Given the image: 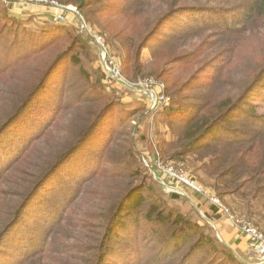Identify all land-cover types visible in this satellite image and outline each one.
Returning <instances> with one entry per match:
<instances>
[{"label":"rangeland","instance_id":"rangeland-1","mask_svg":"<svg viewBox=\"0 0 264 264\" xmlns=\"http://www.w3.org/2000/svg\"><path fill=\"white\" fill-rule=\"evenodd\" d=\"M56 1L61 5L71 6L75 10V12L67 14L68 21L63 25V27H68L70 30L67 33L62 32L57 40H53L55 43L43 52L35 54L24 62L21 61L16 73L19 79L12 78L10 75L7 80H5L6 76L0 77V124L3 123L1 119L8 111L9 113L14 111L15 114L19 111L23 104V96L27 92L25 91L26 88H32L31 85L36 77L29 74L28 68L33 69L38 62H47L57 54L63 55L77 35L82 38L84 48L78 46L72 54L69 53L68 58L53 74L46 87L51 88L52 84L59 79L58 84H61V88L66 87L65 91L63 90V103L83 106L80 111L75 109L66 110L53 128L49 129L46 135L31 148L29 154L17 164L15 170L7 171L5 177L0 181V230L8 223L12 213L21 204L30 188L35 186L32 184L38 180V177L45 171L51 170V166L56 165L81 139L84 131L91 124L90 120L92 121L87 113L98 111L100 106L98 103V108H93L92 104L86 101L98 98L100 99L98 102H101L102 105L107 103H112V105L90 137L91 139L89 138L90 142L92 144L97 143L98 137H104L113 120L117 124L121 119V123L119 122L116 129H127V133L131 130L128 136L133 141L137 160L150 180L146 187V194L148 195L150 192V195L153 196L145 203V210L141 213L142 217L146 216L151 205H158L162 208L165 206L168 212L173 211L174 214H181L189 219L193 218L200 225L207 226L209 229L213 228L214 231L215 218H221L219 214V216L213 214L210 208L211 202L206 197L197 193L200 196L197 198L196 192L191 188L177 185L171 177L158 170L156 166L158 163H162L163 165L172 166L176 171L184 170L187 176L197 183L207 195L216 196L238 219L249 221L258 226L264 235V224L259 223L254 218H248L247 214L244 213V200L237 196L222 197L212 190L210 180L201 172H197L200 164L197 162L196 156H192L191 159L188 158L187 160L185 158V161L172 158L177 143L176 133L181 126L171 122V120L174 121V116H168L167 112L151 111L147 96L137 93L129 86H133L140 81L154 80L164 84L168 89L167 95L169 97L171 95L168 91L171 89L170 92L173 93L174 88H172L167 76L164 75L161 77L146 75L136 79L133 74L127 73L124 70V63L128 55H124L122 48V46L126 47L137 43L140 32L147 31L148 33L164 15L174 11L175 15L163 24L153 37L147 39L148 34L146 32L142 34L141 45L145 46L142 62L145 67L154 70V64L161 66L166 59L176 58L178 62L175 66L177 68L173 72L178 71L176 80L178 85H182L190 77L198 76H200V80L208 82L215 75L213 71L215 65L225 63L230 57L233 62L231 66L224 70V83L220 87L218 85L216 87L218 92L229 97H235L245 89L247 85L246 76L254 70L256 71V68L258 70L261 64L264 63V23L247 31H245L246 28L241 26L239 28L240 32H238V27H236L232 29V34L221 33L219 30H215L217 31L215 34L210 31L201 33L204 28L194 25L191 30L196 34H187L181 38L172 37V39H169L165 36L176 35L182 23L189 21L185 11H196L207 6L209 8L206 7L207 9L203 11L217 12L221 16L229 15L230 9L240 7L242 0H89V4L85 9H80L74 3H65L64 1L67 0ZM1 4L0 29L5 21L10 19L8 31L9 33L12 32L6 48H14V46L23 48L22 55L37 49L38 45H35L41 40L42 33L56 30V27L62 28V26L51 22L52 11L45 8L31 7L22 4L20 1L12 3V5ZM213 19L217 20L215 17ZM12 24L15 25L17 31H13ZM105 54L106 56H104ZM72 55H77L80 58L83 75L80 74L79 67L70 66L69 59ZM184 56L187 58H184ZM109 61H112L113 66L120 70L121 77L127 85L117 84L111 79L112 77L108 71V68L110 69ZM21 70L24 72H20ZM64 71L67 75L66 79H63ZM156 73L160 75L158 71ZM207 89H203V93H206ZM49 91L53 92V88ZM190 91H194V88ZM82 96L83 98H81ZM181 96L179 95L175 99L170 97L171 103L169 106L172 103H179ZM38 99H36L37 104L45 103L44 97ZM257 101L254 100L255 103ZM258 103L260 105L257 109L259 115H264V103L261 99ZM30 109H37L35 108V102ZM21 124L22 122H16L15 125ZM23 131L20 133H23ZM15 132L9 129L5 134V138L8 136L14 137ZM25 135H28V131L25 132ZM120 138L122 141L117 146L112 147L110 151L111 155L121 159L120 164L111 160L108 161V157L101 158L100 166L104 167L101 172L104 171V173L91 184L88 194L81 200L79 199L78 204L75 205L76 207L72 209L69 218L71 223L65 227L61 226L59 228L57 226L54 229L55 233L52 237H56V241L49 246L50 249L47 252L49 255L44 253L32 264H88L83 262L86 261L88 255L93 256L94 254L104 253L101 238L107 226L108 213L100 195L103 194L107 197L112 189H124L131 174L126 160L128 156L131 158V155L123 147L127 134L122 135ZM32 139L29 134L27 141L30 142ZM1 142L2 136L0 137V144ZM126 145L130 147L128 143ZM88 150L85 143L79 152L68 156L56 172V179H53L55 183L68 180V174L73 175L75 173L71 172L70 168L79 165V157H84ZM80 171L81 169L76 173ZM46 185L44 190L40 191L37 197L29 203L30 207H28L25 216V219L29 222L33 220L34 214H36V201L38 202L47 197L48 192L45 187L52 190L48 183ZM150 187H152V191L148 190ZM172 195H178L179 198H172ZM112 197L111 193L110 198ZM79 218L81 219L80 226L75 225ZM209 219L210 221H208ZM224 219L228 220L227 218ZM26 225L20 222L11 235L6 237L5 246L0 248L2 252L0 254L2 263L0 264L11 263L8 262V259L12 257L13 246L21 239L18 234ZM162 229L154 235L155 241L152 245L147 247L150 242L146 241L147 258H151L154 253L159 252L158 250L154 251L153 247L158 239H164V230L167 229L164 226ZM152 231L153 226L151 224L141 222V232H139L138 237H151L153 235ZM23 235L24 233H22V237ZM125 241H128L127 237ZM220 241L223 243L222 240ZM161 242L164 243V241ZM183 251H187V248L177 254L172 261L178 263ZM56 252L57 254L54 256ZM117 254L116 251V254L108 262H116L118 260ZM248 254L250 262L248 260L246 264L259 263L258 255L257 257L254 252ZM45 255L47 257H44ZM198 259H202V264H206L211 260L207 255H200ZM168 260H171V258L168 257ZM240 261L242 260L240 259ZM148 263H151V261L148 260ZM216 263L218 262H212V264ZM94 264H96V260Z\"/></svg>","mask_w":264,"mask_h":264},{"label":"trees","instance_id":"trees-1","mask_svg":"<svg viewBox=\"0 0 264 264\" xmlns=\"http://www.w3.org/2000/svg\"><path fill=\"white\" fill-rule=\"evenodd\" d=\"M88 1L67 0L64 2L74 3L80 9H85L89 4ZM206 7L196 11H185L189 21L182 23L176 35L165 37L172 39V37L181 38L187 34H196L191 30L194 25L204 28L201 33L210 31L215 34L217 32L215 30H219L221 33L232 34V29L236 27L240 32L241 26L247 31L264 23V0H242L240 7L230 9V14L223 16L217 12L203 11L209 8ZM174 15V11L167 13L151 31L148 33L145 31L148 34L147 39L153 37L160 27ZM214 17L217 20H214ZM9 22L10 19L6 20L0 29V40H3L0 41V77L6 76L5 80L8 79L9 75L19 79L16 73L21 61L24 62L35 54L43 52L55 43L53 40H57L62 32L67 33L70 30L64 26L61 29L56 27L57 31H45L42 33L41 40L35 45H38L37 49L22 55L23 48L15 46L14 48H6L12 33L8 31ZM12 29L17 31L14 24H12ZM145 32H140L137 43L126 47L122 46L124 55H128L124 63V70L133 74L136 79L146 75L167 76L172 88H174L173 93L170 92L171 89L168 91L170 97L175 99V97L182 95L179 103H172L171 106L158 111V113L167 112L168 116H174V121L171 120V122L181 126L176 133L177 143L172 158L185 161V158L187 160L196 156L197 162L200 164L197 172H201L210 180L212 190L222 197L237 196L241 198L244 200V213L247 214L248 218H254L259 223L264 224V115H259L257 110L260 106L259 100L261 99L264 103V63L258 70L256 68V71L254 70L246 76L247 85L245 89L235 97H229L218 92L216 87L217 85L220 87L224 83V70L233 62L230 57L225 63L215 65L213 68L215 75L208 82L200 80V76H198L190 77L188 81L178 85L176 83L178 71L173 72L177 68L175 66L178 62L176 58L166 59L161 66L154 64V70L147 69L143 64L145 46L141 45V40L142 34ZM12 41L15 42L16 40ZM83 44L82 38L77 35L63 55L57 54L54 58L52 57L53 59L42 62L44 63L43 66L42 63L38 62L35 68H28L29 74L36 77L31 85L32 88H26L25 91L27 92L23 96V104L19 111L16 114L14 111L11 113L8 111L1 119L3 123L0 124V137L2 136L0 181L5 177L7 171L15 170L17 164L29 154L31 148L46 135L48 130L53 128L66 110H82L83 105L63 103V93L66 87L61 88V84H58L59 79L51 86L53 92L49 91L51 88L46 87V85L60 65L68 58L69 53L72 54L78 46L84 48ZM146 48L148 47L146 46ZM184 58L187 57L184 56ZM79 59L77 55H72L69 62L71 67H79L80 74L83 75V68L80 66ZM157 71L160 75L156 73ZM20 72L24 71L21 70ZM64 74L63 79H66L65 71ZM192 88L194 91H190ZM205 88L208 89L206 93H203L202 90ZM36 97L39 99L44 97L45 103L37 104ZM99 100L95 98L86 101L91 103L93 108H98L100 104L98 111L87 113V116L92 119V121L90 120L91 124L89 123L90 126H87L88 128L84 131L81 139L66 156L61 158L56 165L51 166V170L45 171L38 177V180L32 184L35 186L30 188L21 204L12 213L8 223L0 230V248H3L7 240L6 237L11 235L19 223L27 224L19 232L18 235L21 239L13 246L12 259L9 258L8 262H11L10 264H32L44 253L47 254L50 249L49 246L56 241V237H52L55 233L54 229L57 226L59 228L65 227L71 223L69 218L72 209L76 207L79 199L81 200L88 194L91 184L104 173V171L101 172L104 168L100 166L101 158L108 157V161L111 160L120 164L121 159L111 155L110 151L112 147L117 146L122 141L120 137L127 134L123 147L131 155V158L128 156L126 159L131 174L126 187L119 190L112 189L107 197L103 194L100 195L108 213L107 226L101 238L104 253L93 256L90 254L83 262L90 264L92 260H96V264H202V259H198V257L207 255L211 260L206 264H212L213 261H217L216 264H246L244 260L240 261L226 244L219 242L213 228L209 229L207 226H202L193 218L189 219L187 216L174 214L173 211L168 212L165 206L162 208L158 205H151L146 216L142 217L141 213L145 210V203L153 196L150 195V192L148 195L146 194V187L150 180L137 160L133 141L128 136L131 130L127 133V129H116L121 119L119 122L117 121V124L113 120L104 137H98L97 143L92 144L90 142V137L112 105V103L102 105L101 102H98ZM254 100L258 101L255 103ZM34 102L37 109L31 110ZM16 122H22V124L15 125ZM9 129L16 131L15 136L5 138ZM22 130H24L23 133H20ZM26 131L33 138L30 142L27 141ZM85 143L89 149L87 154L84 157H79V165L70 168L71 172L75 173L73 175L68 174V180L55 183L53 179L57 175V170L64 164L68 156L79 152ZM126 143L130 144V147H127ZM79 169L81 171L76 173ZM46 183L49 184L53 192L50 188L45 187L48 192L47 197L36 201V214H34L33 220L29 222L25 219L28 207H30L29 203L37 197L40 191L44 190ZM53 185L54 187H52ZM148 190L152 191V187ZM111 193L112 198H110ZM172 196V198H179L178 195ZM196 197L200 196L197 194ZM210 208L215 216H219L215 206L211 204ZM80 220L79 218L75 225L80 226ZM141 222L153 226L151 237H138L139 232H141ZM163 226L167 229L164 230V239H158L153 247L154 251L158 250L159 252L154 253L151 258H147L146 241L150 242L147 247L152 245L155 241L154 235L163 230ZM255 227L259 231L261 230L258 226ZM22 233H24L23 237ZM126 237L128 241H125ZM184 248H187V251H183L178 263L172 261ZM116 251L118 260L108 262L116 254ZM0 254H2L1 249ZM56 254L57 252L54 253V256ZM168 257L171 260H168ZM148 260L151 263H148ZM94 261L91 264H94ZM0 263H2L1 259Z\"/></svg>","mask_w":264,"mask_h":264},{"label":"built area","instance_id":"built-area-1","mask_svg":"<svg viewBox=\"0 0 264 264\" xmlns=\"http://www.w3.org/2000/svg\"><path fill=\"white\" fill-rule=\"evenodd\" d=\"M21 2L24 5L31 7H42L52 11L51 22L56 25H65L68 21L67 14L69 12H75L71 6L61 5L56 0H0V3L4 5H12V3ZM106 56V54L104 55ZM110 69L108 71L110 76L117 84L127 85L122 79L120 70L116 66H113V62L109 61ZM108 66V65H107ZM137 93L144 94L149 100V109L151 111H159L164 107H169L170 97L167 95L166 87L163 83L156 82L154 80L140 81L133 86H129ZM158 170L162 171L173 181L180 186L191 188L196 193L206 197L218 211L217 213L224 218H227L238 229V232L243 237L247 238L251 246L254 248L256 254L259 256V263L264 264V235L259 231L252 223L245 220L238 219L224 203H222L216 196L207 195L204 190L195 182H193L184 170H175L172 166L163 165L158 163L156 166Z\"/></svg>","mask_w":264,"mask_h":264},{"label":"crops","instance_id":"crops-1","mask_svg":"<svg viewBox=\"0 0 264 264\" xmlns=\"http://www.w3.org/2000/svg\"><path fill=\"white\" fill-rule=\"evenodd\" d=\"M59 26L63 27V25ZM215 222V233L218 239L222 240L239 259L244 260L245 262L249 260L248 262H250V256L248 253L254 252L256 254V252L253 250L248 239L240 235L237 227L230 221L224 219V217L217 218Z\"/></svg>","mask_w":264,"mask_h":264}]
</instances>
